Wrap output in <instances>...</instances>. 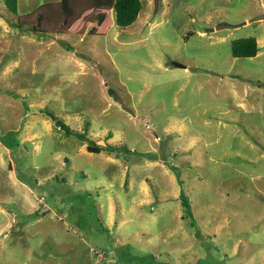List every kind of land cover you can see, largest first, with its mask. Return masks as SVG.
<instances>
[{
  "label": "rangeland",
  "instance_id": "obj_1",
  "mask_svg": "<svg viewBox=\"0 0 264 264\" xmlns=\"http://www.w3.org/2000/svg\"><path fill=\"white\" fill-rule=\"evenodd\" d=\"M142 1L43 35L0 0V264H264V0Z\"/></svg>",
  "mask_w": 264,
  "mask_h": 264
},
{
  "label": "trees",
  "instance_id": "obj_2",
  "mask_svg": "<svg viewBox=\"0 0 264 264\" xmlns=\"http://www.w3.org/2000/svg\"><path fill=\"white\" fill-rule=\"evenodd\" d=\"M9 11L16 16L15 25L28 28L43 35H61L79 33L81 35H106L116 23L121 28L132 25L143 10L142 0H60L48 1L39 5L32 12L19 14V0H5ZM259 52L256 37H241L232 40L234 57H253ZM50 115L64 134L75 136L82 141H89L91 152L107 149L111 153H120L123 146L99 145L88 134L67 124L53 112L42 109Z\"/></svg>",
  "mask_w": 264,
  "mask_h": 264
},
{
  "label": "water",
  "instance_id": "obj_3",
  "mask_svg": "<svg viewBox=\"0 0 264 264\" xmlns=\"http://www.w3.org/2000/svg\"><path fill=\"white\" fill-rule=\"evenodd\" d=\"M258 19L264 18V12L261 13L259 16H257ZM231 26H239L240 24H230ZM176 65H180V64H176Z\"/></svg>",
  "mask_w": 264,
  "mask_h": 264
},
{
  "label": "crops",
  "instance_id": "obj_4",
  "mask_svg": "<svg viewBox=\"0 0 264 264\" xmlns=\"http://www.w3.org/2000/svg\"><path fill=\"white\" fill-rule=\"evenodd\" d=\"M114 209H115V205H114V204H112V205H111V210H113V211H114Z\"/></svg>",
  "mask_w": 264,
  "mask_h": 264
}]
</instances>
